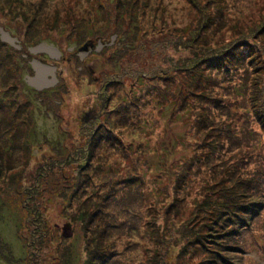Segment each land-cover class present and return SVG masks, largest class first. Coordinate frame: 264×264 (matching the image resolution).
Masks as SVG:
<instances>
[{"label": "rangeland", "instance_id": "rangeland-1", "mask_svg": "<svg viewBox=\"0 0 264 264\" xmlns=\"http://www.w3.org/2000/svg\"><path fill=\"white\" fill-rule=\"evenodd\" d=\"M212 5L222 32L195 39L188 0H0V237L14 260L0 264H211L204 226L222 231L224 206L237 219L252 199L225 255L264 264V110L240 91L256 74L189 79L261 24L264 2ZM238 181L241 198L226 189Z\"/></svg>", "mask_w": 264, "mask_h": 264}, {"label": "trees", "instance_id": "trees-1", "mask_svg": "<svg viewBox=\"0 0 264 264\" xmlns=\"http://www.w3.org/2000/svg\"><path fill=\"white\" fill-rule=\"evenodd\" d=\"M188 1H190V3L196 8V15L194 16L192 20L193 27L195 30L193 37H195V39H200L201 36L205 34L207 37H210L209 34H212L211 32H213V30L222 32L221 31L222 29L220 28H212L213 25L214 26L216 25V21H217V17L213 14L214 12L213 10L214 5H212L213 0H203V1L188 0ZM234 1L237 2L240 0H234ZM259 1L264 2V0H259ZM215 4H218V3L216 2ZM219 9H221V11L224 10L221 7H219ZM221 11H218V12L221 13ZM75 21L76 23L79 24V27L77 29H80L81 22L78 20H74L72 24H74ZM219 22H222V21H219ZM259 22H261V24L257 23L254 26L249 27L250 32L248 34L241 35L232 44L226 47L209 48L208 51L205 53L204 58L201 59L203 62V66L194 65L196 71L194 72V74H192L189 71L191 73L190 75L191 77L189 79L197 80V81H200L201 79L206 80V81H213L209 78L200 77L199 75L205 74V72H208L207 74L209 73L212 74V72H215V71H223V72L229 73L233 68L238 69L237 71L243 70L245 72H248L249 74H253L254 72L256 74V77L257 78L259 77V81H257V78L255 77L256 78L255 83H254L255 88L249 89V86L247 85L248 83H246L247 80H244L242 85L240 86V91H245V93L242 94L241 99L245 105L248 104V99L250 100L253 99L255 105L254 103H252V106L253 107L257 106V110L260 112L264 110V108L261 109V106H260V103H264V93H263L264 89H262L264 87V43L262 42V39H264V16H263L262 21L260 20ZM91 34L94 35L93 32H91ZM212 35L216 36V34H212ZM43 41L40 40L39 42L42 43ZM195 42H197V40ZM89 45L90 44H86L84 47L88 48ZM2 46L6 47V45L4 44H2ZM23 46H26V45H23ZM33 46H35V44ZM30 47H28V49ZM12 50L17 51L18 54L21 55V53L18 50L14 48H12ZM14 63H16V61ZM256 83L258 84L256 85ZM7 100L9 103H11L10 99H7ZM7 100L2 98L0 95V101H2L4 104L5 102H7ZM0 112H2V114H0V124H1L3 122V117L5 115V113L3 115V111L1 107H0ZM12 117L13 116H11L10 118ZM261 118H262V115L259 116L260 120ZM207 119H205L204 114H202L198 119H196L194 128H196V130L198 131H202ZM14 130H16V128H14ZM14 130L11 129L13 134H14ZM12 135H11V139H8V142H10V144L7 142H3L5 145L6 151H8V149H12L11 148L12 145L19 143L16 141V139ZM31 140L32 138H30V142ZM85 148L90 149L87 147ZM218 149H219L218 146L210 145L206 159L208 161L212 160L214 157H210V156L214 155L218 151ZM79 153L80 152H77V155ZM88 154H89V151H88ZM79 160L81 159L79 158ZM234 174L235 173L231 174L229 180L231 181L234 180ZM250 185L251 183H241V181H238L232 187L226 188L227 194L231 195V193H234L239 198H241L242 196H244V193L238 194V192L247 191V188H249ZM254 202L255 200L252 199V201L244 202L245 203L244 205H240L239 208H240L241 217L237 219L233 217L235 212L233 210L228 209V205H225L224 210L220 211L218 215L221 218L223 225L225 226L222 231L216 232V231H213L212 229L213 227H211L210 225L204 226V228L208 231V233L206 234V239L207 240L210 239V242H214L213 246L209 247L210 248L209 251H206V253L211 255L208 258L207 263L230 264V261L228 260V257L225 254L229 252L231 248L235 250V248L230 247V244H229V242H231L232 240L231 234L236 229V228L233 229L232 227L237 226L239 230L241 229V232L245 230L246 223H248L249 220L253 219L254 214H255L251 206ZM220 208H222V206ZM220 228H222V225H220ZM4 242L5 241L0 237V258H5V259L10 260L11 259V256L9 255L10 250H9V247ZM5 247L7 248V254L4 251L6 249ZM203 249L206 250L205 247ZM11 260H13V258Z\"/></svg>", "mask_w": 264, "mask_h": 264}, {"label": "bare ground", "instance_id": "bare-ground-1", "mask_svg": "<svg viewBox=\"0 0 264 264\" xmlns=\"http://www.w3.org/2000/svg\"><path fill=\"white\" fill-rule=\"evenodd\" d=\"M39 50L42 51V50H46V49L41 48ZM36 67H37V71H38V76H37V79H35L33 82H35L38 86H46L45 84H48V80H47L46 75L50 74L51 70H49L48 68H46L40 64H37Z\"/></svg>", "mask_w": 264, "mask_h": 264}, {"label": "water", "instance_id": "water-1", "mask_svg": "<svg viewBox=\"0 0 264 264\" xmlns=\"http://www.w3.org/2000/svg\"><path fill=\"white\" fill-rule=\"evenodd\" d=\"M91 113H93V115H91ZM91 113H89V114L87 115V117H85V118L82 119V121H83L84 123H88V122H90L92 119H94V114H95V112H94V111H91Z\"/></svg>", "mask_w": 264, "mask_h": 264}]
</instances>
